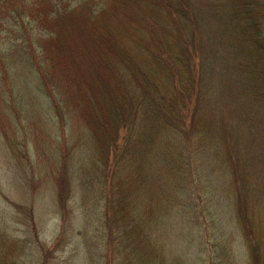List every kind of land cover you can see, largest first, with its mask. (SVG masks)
<instances>
[{
  "label": "trees",
  "instance_id": "obj_1",
  "mask_svg": "<svg viewBox=\"0 0 264 264\" xmlns=\"http://www.w3.org/2000/svg\"><path fill=\"white\" fill-rule=\"evenodd\" d=\"M1 204L0 264H264V0H0Z\"/></svg>",
  "mask_w": 264,
  "mask_h": 264
},
{
  "label": "rangeland",
  "instance_id": "obj_2",
  "mask_svg": "<svg viewBox=\"0 0 264 264\" xmlns=\"http://www.w3.org/2000/svg\"><path fill=\"white\" fill-rule=\"evenodd\" d=\"M0 206L3 207L6 211L8 212L10 211L3 204H1ZM49 218H50V215H46L42 223L43 232L44 233L47 232L46 235H44L46 240H50L52 238V234L50 232L52 230V222L50 221ZM17 219L18 220H15V219L13 220V225L10 227L9 232L16 237H19V236L21 237L22 231L25 228V224L19 218ZM74 239H77V240H74L73 244H76L77 242V247L79 248L82 243L80 241L79 236H75ZM63 249L65 250L60 249L57 252L52 254V264H84L86 263L84 258L81 255L82 250L81 251L79 249L77 251H75V249L71 250V246H70V251H69V244L65 245ZM72 252H73V257H72ZM20 259H21V256L19 255V252L17 250L13 253H9L5 258V260L7 261H15V262L19 261ZM26 262L27 264L28 263L32 264V262H30L29 259H27Z\"/></svg>",
  "mask_w": 264,
  "mask_h": 264
}]
</instances>
